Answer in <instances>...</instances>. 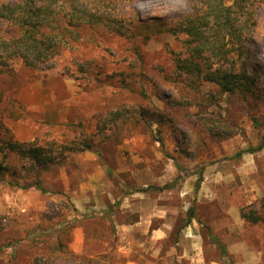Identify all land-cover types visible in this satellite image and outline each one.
Here are the masks:
<instances>
[{
  "label": "rangeland",
  "instance_id": "obj_1",
  "mask_svg": "<svg viewBox=\"0 0 264 264\" xmlns=\"http://www.w3.org/2000/svg\"><path fill=\"white\" fill-rule=\"evenodd\" d=\"M223 1L229 5L233 0ZM126 7L145 21L167 24L189 10L187 0H136ZM254 10L249 62L250 70H258L263 90L264 0H256ZM157 28L134 24L133 35L120 36L103 26L84 27L71 41L73 49L45 67L30 70L12 61L0 76V124L19 141L89 143L91 149L85 151L102 152L109 168L98 201L105 203L104 189L112 178L126 189L147 185L144 194L159 198L167 215L162 220L170 229L157 240L150 234L123 237L102 216L60 227L77 215L70 196L87 182L93 161L81 152L68 153L64 165L36 174L8 151L0 179V264H31L39 255L58 257L57 264H243V257L227 250L241 240L264 264V222L244 220L243 227L237 226L228 212L255 202L264 220V209H259L261 150L253 155L255 171L249 178L258 187L255 199L247 191V179L242 182L237 173L239 163L249 162L241 158L244 152L237 153L256 146L264 133V104L237 94L216 95L213 102L208 93L216 91L214 85L201 84L199 93L186 86L174 63L185 52L186 36ZM214 120L229 123L235 135H209L207 125ZM7 136L0 128V140ZM13 182L32 185L21 189ZM123 190L118 186L113 191ZM171 206L177 209L172 217ZM191 207L194 218L185 235L178 228L188 224ZM115 215L127 218L119 210ZM158 224L152 220L150 227ZM58 242L62 249L56 248Z\"/></svg>",
  "mask_w": 264,
  "mask_h": 264
},
{
  "label": "trees",
  "instance_id": "obj_2",
  "mask_svg": "<svg viewBox=\"0 0 264 264\" xmlns=\"http://www.w3.org/2000/svg\"><path fill=\"white\" fill-rule=\"evenodd\" d=\"M136 0H8L0 2V76L9 64L19 60L23 67L35 70L54 62L64 51L73 49L71 41L79 37L84 27L103 26L120 35H133V25L158 24L157 31L172 35L184 34V54L174 57L175 70L186 77V86L199 93L203 83L214 85L215 92L208 93L210 101L216 95L237 94L243 99L251 97L264 104V89L258 87V70H250V35L256 25L254 4L256 0H233L226 5L223 0H187L189 10L175 16L169 24L163 21H145L127 4ZM198 117L197 114H193ZM255 121V119H253ZM256 122H258L256 120ZM229 123L214 120L207 125L208 134L214 137H230L235 132ZM8 136L0 140V179L7 170L4 159L13 152L24 160L29 170L38 174L57 165H64L68 153L90 150L89 143L76 141L60 143L55 140L39 144L35 141H19L0 124ZM215 129V130H214ZM264 148V133L256 146H248L238 152L255 153ZM202 176L196 181L198 188ZM17 188L25 189L13 182ZM256 203L240 209V216L250 223L264 222ZM264 209V192L259 200ZM104 215H77L73 224L81 218ZM189 219L194 218L193 208L188 209ZM113 231V229H111ZM220 245V244H219ZM221 246V245H220ZM57 249L63 244L58 242ZM225 253V250H222ZM58 257L35 256L31 264H57ZM76 264V263H74ZM87 264H91L87 261Z\"/></svg>",
  "mask_w": 264,
  "mask_h": 264
},
{
  "label": "crops",
  "instance_id": "obj_3",
  "mask_svg": "<svg viewBox=\"0 0 264 264\" xmlns=\"http://www.w3.org/2000/svg\"><path fill=\"white\" fill-rule=\"evenodd\" d=\"M99 154H102V152L96 151L95 153L93 151H84L78 154L79 156L83 155L93 161L92 163L94 164V167L93 171L87 175V182L81 183L79 191L73 190L71 193L70 201L75 210H77L79 214L83 215H97L102 213L108 222L109 227L113 229V232L116 235H123V237L134 233L140 236L150 234L153 239L157 240L160 236L164 235L166 229H170V226L167 225L166 221L162 220L167 216L166 212L164 209L162 210L161 207H159L158 197L144 194L145 191H143L142 188L147 185H142L141 190L138 189V187H129L126 189V185L122 181H114L115 178H112L110 184H107L104 189L106 195L105 203L102 204L98 201V194L101 193L100 187L101 185H105V182L102 183L101 178L107 171L109 172L106 162ZM260 154L264 156V148L261 150ZM253 155L254 153H244L241 158L245 160L247 159L249 162H247V164H243V162L239 163L237 165V173L240 175L242 182L245 181V178L247 179V191L254 197L253 199H255V196L259 194L258 187L255 185L253 180L249 181L250 175L252 177L253 172L255 171ZM215 173H218V171H215ZM112 175V177H115L116 173L113 172ZM217 177L218 174L215 175V178ZM117 185L124 189L123 192L120 191L117 194L116 192L114 193V188L118 189ZM64 192H68L67 186ZM148 201L151 203L150 206L148 205ZM247 203L249 204L250 201H247ZM95 209V212H91ZM97 209H99V211ZM118 210L120 213L126 214L127 218H125V216L118 219L115 215ZM84 211L88 212L85 213ZM176 211L177 209L171 206V217L176 214ZM239 211V206H232L228 210L231 217L235 221V225L243 227L245 221L240 216ZM152 220H159V224L157 226L150 227ZM189 220L188 224L183 223L184 225L178 228L179 233L182 231L185 235L187 234L192 218ZM76 231L81 233V228L76 227Z\"/></svg>",
  "mask_w": 264,
  "mask_h": 264
},
{
  "label": "clouds",
  "instance_id": "obj_4",
  "mask_svg": "<svg viewBox=\"0 0 264 264\" xmlns=\"http://www.w3.org/2000/svg\"><path fill=\"white\" fill-rule=\"evenodd\" d=\"M227 250L230 255L243 257V264H258V254L248 249L246 241L230 244Z\"/></svg>",
  "mask_w": 264,
  "mask_h": 264
}]
</instances>
